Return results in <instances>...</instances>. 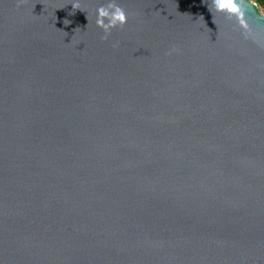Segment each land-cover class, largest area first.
Here are the masks:
<instances>
[{
	"label": "water",
	"instance_id": "95a60500",
	"mask_svg": "<svg viewBox=\"0 0 264 264\" xmlns=\"http://www.w3.org/2000/svg\"><path fill=\"white\" fill-rule=\"evenodd\" d=\"M104 2L0 0V264H264V13Z\"/></svg>",
	"mask_w": 264,
	"mask_h": 264
},
{
	"label": "clouds",
	"instance_id": "9594fccd",
	"mask_svg": "<svg viewBox=\"0 0 264 264\" xmlns=\"http://www.w3.org/2000/svg\"><path fill=\"white\" fill-rule=\"evenodd\" d=\"M216 6L220 9L227 8L229 11H237L233 0H214ZM261 3H264V0H261ZM72 7H76L75 4H72ZM127 15L114 0H105L104 3L99 4L95 8V25L102 30L103 36L101 39H106L110 30L117 26H123L126 23ZM242 23V21H241ZM118 41L112 44V47L118 46Z\"/></svg>",
	"mask_w": 264,
	"mask_h": 264
},
{
	"label": "trees",
	"instance_id": "16d2710c",
	"mask_svg": "<svg viewBox=\"0 0 264 264\" xmlns=\"http://www.w3.org/2000/svg\"><path fill=\"white\" fill-rule=\"evenodd\" d=\"M252 1L256 3V5L259 8V11L261 13H264V3H261V0H252Z\"/></svg>",
	"mask_w": 264,
	"mask_h": 264
}]
</instances>
